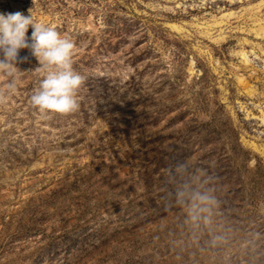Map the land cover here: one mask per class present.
Here are the masks:
<instances>
[{
    "label": "rangeland",
    "instance_id": "rangeland-1",
    "mask_svg": "<svg viewBox=\"0 0 264 264\" xmlns=\"http://www.w3.org/2000/svg\"><path fill=\"white\" fill-rule=\"evenodd\" d=\"M30 8L84 80L40 113L28 49L0 74V264H264V0H0Z\"/></svg>",
    "mask_w": 264,
    "mask_h": 264
},
{
    "label": "clouds",
    "instance_id": "clouds-1",
    "mask_svg": "<svg viewBox=\"0 0 264 264\" xmlns=\"http://www.w3.org/2000/svg\"><path fill=\"white\" fill-rule=\"evenodd\" d=\"M22 49H28L39 63L37 68L44 70L30 96L31 105L40 113L63 114L77 109L76 92L84 77L73 68V42L53 27L37 22L31 8L27 15L19 11L0 12V74L9 78L5 94H10L16 87ZM183 167L178 165V170ZM175 195L191 225L199 227L210 222L217 201L209 190L188 180L177 187Z\"/></svg>",
    "mask_w": 264,
    "mask_h": 264
}]
</instances>
